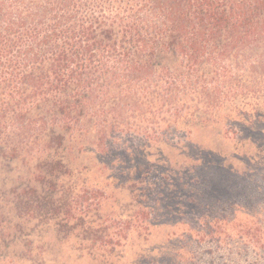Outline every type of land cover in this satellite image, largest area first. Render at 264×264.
I'll list each match as a JSON object with an SVG mask.
<instances>
[{"label": "rangeland", "instance_id": "1", "mask_svg": "<svg viewBox=\"0 0 264 264\" xmlns=\"http://www.w3.org/2000/svg\"><path fill=\"white\" fill-rule=\"evenodd\" d=\"M251 76L181 107L186 133L87 137L55 180L0 166V264H264V69Z\"/></svg>", "mask_w": 264, "mask_h": 264}, {"label": "trees", "instance_id": "2", "mask_svg": "<svg viewBox=\"0 0 264 264\" xmlns=\"http://www.w3.org/2000/svg\"><path fill=\"white\" fill-rule=\"evenodd\" d=\"M260 69L264 0H0V166L55 180L87 137L186 133Z\"/></svg>", "mask_w": 264, "mask_h": 264}]
</instances>
